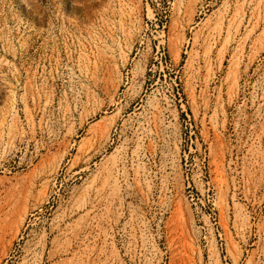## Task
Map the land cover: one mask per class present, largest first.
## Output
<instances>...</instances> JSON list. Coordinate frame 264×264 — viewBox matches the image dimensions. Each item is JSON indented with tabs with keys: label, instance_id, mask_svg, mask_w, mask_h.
I'll return each instance as SVG.
<instances>
[{
	"label": "rangeland",
	"instance_id": "obj_1",
	"mask_svg": "<svg viewBox=\"0 0 264 264\" xmlns=\"http://www.w3.org/2000/svg\"><path fill=\"white\" fill-rule=\"evenodd\" d=\"M0 264H264V0H0Z\"/></svg>",
	"mask_w": 264,
	"mask_h": 264
}]
</instances>
